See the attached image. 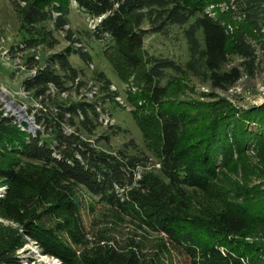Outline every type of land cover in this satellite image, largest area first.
<instances>
[{"label": "trees", "instance_id": "16d2710c", "mask_svg": "<svg viewBox=\"0 0 264 264\" xmlns=\"http://www.w3.org/2000/svg\"><path fill=\"white\" fill-rule=\"evenodd\" d=\"M17 3L26 32L18 52L22 58L28 52V71L37 67L22 85L41 103V127L31 132L27 122L22 128L0 111V178L6 186L0 216L9 221L0 222V264H20V249L30 241L63 264H264V241L246 238L253 224L264 223V102L244 109L217 92L201 103L180 97L189 75L226 90L244 73L256 74L264 60V0ZM74 3L99 18L93 34L120 80L136 86L128 99L159 167L148 168L144 152L93 143L105 117L102 102L114 94L103 72L92 97L80 90L85 81L70 55L76 51L88 60L82 43L42 63L32 53L40 44L53 47L58 29L78 39L65 27ZM51 18L53 27L46 24ZM177 27L188 47L183 63L145 48L147 33L170 35ZM232 56L240 62L228 66ZM69 83L82 96L64 98ZM252 144L258 159L247 154ZM192 189L209 197L198 211L191 208ZM99 205L115 211V220L96 216ZM121 215L159 235L152 249L121 226Z\"/></svg>", "mask_w": 264, "mask_h": 264}, {"label": "rangeland", "instance_id": "374dc122", "mask_svg": "<svg viewBox=\"0 0 264 264\" xmlns=\"http://www.w3.org/2000/svg\"><path fill=\"white\" fill-rule=\"evenodd\" d=\"M18 1L22 2V0ZM18 1L0 0V111L4 116L15 118V122L19 121L17 115L21 116L24 122H28L30 131L37 132L41 125L36 121V112L40 108L41 103L29 91H26L22 85L24 78L32 73V71H28V68L23 63V58L27 56L28 52H24L23 58L21 55L20 59L15 58L19 49L12 46L20 43L26 36L19 17ZM221 7L224 8L225 5L222 4ZM54 14H59V11H55ZM52 19L46 22L49 27H53ZM98 19V17L92 16L80 9L74 3L68 12V24L65 27L71 29L75 34L74 38L78 39L73 41L68 38L67 31L63 32V30L58 29L54 31L57 42L54 43L53 47L40 44L39 47L34 50L32 49V52L39 55L38 60L42 63L54 52L63 50L67 46L74 47L76 42L82 43L84 45V47L81 46L83 47L82 50L89 54V59H83L80 53L76 51H72L70 55L72 64L80 71L79 78L85 81L80 90L83 92L88 90L90 97H92L95 93L91 95V92L100 89V82L96 76L98 72H103L110 78L111 83L109 88L112 90L111 94H114V96L112 95L114 100L112 97H106V101L102 102L100 114L105 115L107 118L104 117L102 119V125L97 128L95 135L92 136L93 143L108 151L125 149L128 152L138 154L144 152L149 156L148 168H157L160 166V163L148 149L146 140L133 115L135 107L128 99L129 94L135 92L136 86L132 83L129 85L127 82L120 80L112 63L106 57L105 46L93 34L94 26ZM144 46L151 53L172 57L182 63L188 58L187 42L179 27L173 28L170 35L155 32L147 33L144 38ZM77 47L80 48L78 45ZM239 62L240 58L232 56L230 57L228 66L237 65ZM260 62L255 75L250 76L244 73L232 87L226 90L214 89L206 77L189 75L184 81L187 84V88L180 97L201 103L214 99L212 96L217 92L221 96L227 97L237 108H253V106L260 105L264 102V60ZM22 66H25V68ZM69 84L71 85V83ZM90 86L92 89H88ZM70 90L68 93H63L62 96L72 99L82 96V92L78 94L75 91V86L71 85ZM21 107H25L23 109L26 110V113H22ZM66 129L71 130L67 126ZM103 135H107V138L103 137ZM96 139L99 141L96 142ZM247 154L258 159V153L253 144L250 145ZM4 158L0 159V164ZM139 169L140 171L142 170L141 167ZM230 174L233 177L237 176V173ZM5 188V184L0 178V195ZM189 193L191 194L190 202L193 211L200 210V206L202 205H208L206 199L209 197L202 190L192 189ZM214 202L217 203V201ZM106 208L100 205L97 206L96 216L102 220L106 219V217L110 220H115L113 217L116 215V212L113 210L110 212ZM107 214L108 216H106ZM121 216L123 218L120 222L121 226L125 227L129 233L135 232L140 234L139 236H142V239H147L145 240L146 244H149L147 247L152 249V244L153 242L156 244L155 241H157L159 235L157 236V233L149 228L137 226V223L130 216ZM0 222L9 224V221L1 216ZM246 238L252 241H264V223L253 224ZM20 252L23 260L20 264H63L56 257L42 254L32 241L20 249ZM161 254L164 259H168V253L165 250Z\"/></svg>", "mask_w": 264, "mask_h": 264}, {"label": "built area", "instance_id": "2783aa9c", "mask_svg": "<svg viewBox=\"0 0 264 264\" xmlns=\"http://www.w3.org/2000/svg\"><path fill=\"white\" fill-rule=\"evenodd\" d=\"M19 45L22 46L23 44H22V43H21V44L18 43V44L14 45V46L16 47V49H18L17 46H19ZM33 50H34V49H33ZM31 51H32V50H31ZM32 53L35 54L34 56H35L36 58H39V55H38L37 53H35V52H32ZM15 58H19V59H20V52H17V56H16ZM21 65H23V64L21 63ZM22 67L25 68V66H22ZM30 71H32V73L35 72V71H36V67H34L33 69H31ZM23 108H25V107H23ZM25 111H26V110H25ZM103 118H104V117L101 116V119H103ZM105 120H106V119H105Z\"/></svg>", "mask_w": 264, "mask_h": 264}, {"label": "bare ground", "instance_id": "6f19581e", "mask_svg": "<svg viewBox=\"0 0 264 264\" xmlns=\"http://www.w3.org/2000/svg\"><path fill=\"white\" fill-rule=\"evenodd\" d=\"M21 108H22V107H21ZM21 111H22V113H23V112L26 113V111H25L23 108L21 109ZM17 116H18L17 118H18L19 121H17V120H16V121L18 122V124H20V125L22 126V128H25V127L22 125L24 119H22L21 116H19V115H17ZM28 117H29V116H28ZM105 118H107V117L105 116ZM27 123H28V122H27ZM29 124H30V123H29ZM29 129H30V128H29Z\"/></svg>", "mask_w": 264, "mask_h": 264}]
</instances>
